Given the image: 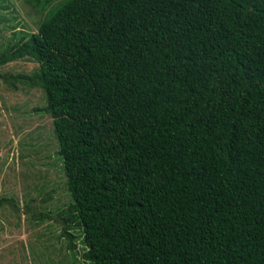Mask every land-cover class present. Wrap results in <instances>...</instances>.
<instances>
[{
    "label": "trees",
    "instance_id": "trees-1",
    "mask_svg": "<svg viewBox=\"0 0 264 264\" xmlns=\"http://www.w3.org/2000/svg\"><path fill=\"white\" fill-rule=\"evenodd\" d=\"M22 58L87 264H264V0H63Z\"/></svg>",
    "mask_w": 264,
    "mask_h": 264
},
{
    "label": "rangeland",
    "instance_id": "rangeland-1",
    "mask_svg": "<svg viewBox=\"0 0 264 264\" xmlns=\"http://www.w3.org/2000/svg\"><path fill=\"white\" fill-rule=\"evenodd\" d=\"M62 1L42 12L26 0H0V53L18 41L21 30L38 31L48 10ZM38 66L29 58L0 66V264H87L74 223L68 230L75 234L74 249L62 234L58 213L70 196L56 157L53 117L43 110L44 92L9 82L13 74H32Z\"/></svg>",
    "mask_w": 264,
    "mask_h": 264
}]
</instances>
